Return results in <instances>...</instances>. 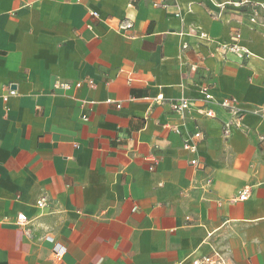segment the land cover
I'll return each mask as SVG.
<instances>
[{
  "label": "crops",
  "instance_id": "0c3cea01",
  "mask_svg": "<svg viewBox=\"0 0 264 264\" xmlns=\"http://www.w3.org/2000/svg\"><path fill=\"white\" fill-rule=\"evenodd\" d=\"M156 1L0 0V264H264V11Z\"/></svg>",
  "mask_w": 264,
  "mask_h": 264
},
{
  "label": "built area",
  "instance_id": "2783aa9c",
  "mask_svg": "<svg viewBox=\"0 0 264 264\" xmlns=\"http://www.w3.org/2000/svg\"><path fill=\"white\" fill-rule=\"evenodd\" d=\"M231 4L236 8L250 7L252 9V15L250 17L251 22H255L259 16V12L264 11L263 5L254 4V3L249 2L248 0H237L236 2L231 3ZM153 6L154 7H165L166 0H157L156 2L153 3ZM91 15L93 17H97L96 12H92ZM132 28H133L132 22L127 19L121 20L117 24V30L119 32L125 33V36L127 38H129V36L126 35V32H129ZM202 36H204V34H202ZM231 37H232V40L236 41L239 39L240 35L239 33H233ZM229 47H230L229 48L230 50H232L233 52L239 53V55L244 59H249L252 56V54L249 51L239 47L238 45L232 44ZM192 69L195 70L196 66H193ZM89 83L92 84V82H89ZM79 85H80L79 83L76 84L77 87ZM57 88H62L66 90V89H69V86L68 84H58ZM199 91L202 94L203 100L206 103H214L215 105H217L219 108L226 111L230 115V119L224 124V131H223V134L225 137L229 136L231 126L237 125V123L239 122L242 116V112L239 111L235 105V100L222 99L220 101H215L214 97L209 92V88L207 86H199ZM10 94H12V92H10ZM190 106H191V103L187 99H184V98L174 100L170 104L172 113L181 115V116H183L186 112L189 111ZM117 107H120V106L117 105ZM197 113L206 118L215 117L214 110L208 107L197 110ZM174 131L178 133V130L176 128L174 129ZM201 137H202V134L199 131L194 132L192 135V138L195 141L201 139ZM183 148L186 150L195 152L197 149V146L195 142L193 143L186 142L183 145ZM190 163L194 166H197L198 160L193 159L190 161ZM247 196H248L247 191L243 190L239 195V199L244 200ZM45 203H46V198L41 197L36 202V206L38 208H42L45 205ZM16 223L20 226H24L28 223V219L24 214H18ZM53 254L56 259L60 260L62 258L63 252L61 251V249L56 248L53 251ZM189 262L190 264H234L224 253L220 252L214 247H211V252L209 254L196 257V258H191ZM182 263L183 261H180L178 264H182Z\"/></svg>",
  "mask_w": 264,
  "mask_h": 264
}]
</instances>
